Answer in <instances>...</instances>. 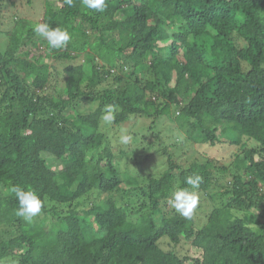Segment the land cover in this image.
I'll return each mask as SVG.
<instances>
[{"label": "trees", "instance_id": "1", "mask_svg": "<svg viewBox=\"0 0 264 264\" xmlns=\"http://www.w3.org/2000/svg\"><path fill=\"white\" fill-rule=\"evenodd\" d=\"M60 2L44 0L41 22L66 29V46L49 51L19 18L0 51V264H190L164 240L199 248L195 264H264V0ZM138 117L233 149L184 166L163 146V171L130 174L102 128ZM188 176L212 201L204 223L168 208ZM14 186L41 194L32 222L15 215Z\"/></svg>", "mask_w": 264, "mask_h": 264}, {"label": "rangeland", "instance_id": "2", "mask_svg": "<svg viewBox=\"0 0 264 264\" xmlns=\"http://www.w3.org/2000/svg\"><path fill=\"white\" fill-rule=\"evenodd\" d=\"M53 1L56 5L61 4L60 0ZM44 10V0H3V4L0 5V51H4L9 43L8 34L13 29L15 19L30 18L39 23L42 21ZM63 66L64 64L61 62L57 63L58 68H63ZM86 105L91 107L93 106L90 104ZM151 124L152 122L150 119L138 117L131 118L130 121L123 122L117 126L113 124H105L102 128L103 131L108 133V136L112 141L111 147L113 151H115V154L119 152L120 147H123L126 150V154L128 155L120 158L119 166L120 168H126V171L130 174L140 171L138 170L140 166H143L142 169L145 171L144 175L141 176H148L149 174L163 171L166 168L165 162L167 160L166 156L161 155L163 146H165V149L168 151L174 152L173 159H175L177 163L184 166H188L194 159H198L200 161L203 160L204 154L209 157L226 155L233 149L228 145H221L218 150L191 142L183 143L181 139L184 138L185 133H180V130L176 128L177 124L171 117H162L158 119L154 125L153 133L148 130V127ZM154 133H156V135H154ZM125 134L130 135L131 140L127 144H122L120 142V137ZM173 143L180 146V149H176L177 147H174ZM147 153L149 154V157L146 160L143 157ZM136 157H142L144 163L138 165V163L134 161V158ZM231 160V157L227 156L226 160H220L219 163L228 164ZM50 161H53V159ZM53 166L59 168V165H56L55 163ZM216 176L218 184L225 186L228 178L223 176L221 177L218 173ZM220 190L221 188L219 187H212L211 192L218 195ZM198 192L199 203L195 212L197 216H200V222L204 223L206 220V214L211 211L213 204L211 203L212 201L209 196H207L200 189H198ZM169 207L170 205L168 204V208ZM45 223V227L50 228L52 220L47 218ZM250 225L253 227L258 226L253 223ZM2 232L3 231L0 230V233ZM162 246L165 249L175 250V252L181 257H190V264H195V259L200 258L202 255V251L193 246L189 241L183 240L178 245H172L169 244L167 240H164Z\"/></svg>", "mask_w": 264, "mask_h": 264}, {"label": "clouds", "instance_id": "3", "mask_svg": "<svg viewBox=\"0 0 264 264\" xmlns=\"http://www.w3.org/2000/svg\"><path fill=\"white\" fill-rule=\"evenodd\" d=\"M81 4L89 10L103 12L106 7V0H80ZM69 7L73 6L74 0H65ZM32 31L47 41L49 51L63 48L71 39L70 33L61 27H51L46 22H39L33 25ZM127 70V67H124ZM103 119L106 122L114 120V108L108 105L105 109ZM131 140L130 135H122L120 142L127 144ZM200 176H188L184 183L190 187H179L171 195L168 204L182 217L191 219L199 203L198 189L201 183ZM17 201L18 208L15 211L17 217L23 218L27 222H32L39 216L44 207L41 194L34 188H24L14 186L12 189Z\"/></svg>", "mask_w": 264, "mask_h": 264}]
</instances>
